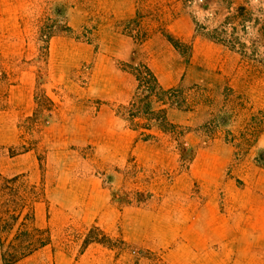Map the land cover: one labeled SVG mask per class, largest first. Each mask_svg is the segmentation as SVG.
I'll list each match as a JSON object with an SVG mask.
<instances>
[{"label":"rangeland","instance_id":"1","mask_svg":"<svg viewBox=\"0 0 264 264\" xmlns=\"http://www.w3.org/2000/svg\"><path fill=\"white\" fill-rule=\"evenodd\" d=\"M110 63L135 76L154 64L169 80L181 64L183 77L177 96L150 97L148 114L145 87L135 107L114 104L132 129L171 142L180 159L176 169L133 159L124 175L97 173L118 208L108 231L62 206L71 197L58 183L82 178L83 159L93 158L79 126L111 103L100 98L109 79L119 81ZM168 109L194 120L172 123ZM201 153L213 154L215 167L229 158L208 197L198 183L186 191ZM18 176L20 193L44 189L35 224L50 244L30 264H255L224 249L238 242L240 204L264 200V0H0V186ZM1 197L15 209L13 191ZM93 227L105 245L85 244ZM18 228L4 232L7 250Z\"/></svg>","mask_w":264,"mask_h":264},{"label":"crops","instance_id":"2","mask_svg":"<svg viewBox=\"0 0 264 264\" xmlns=\"http://www.w3.org/2000/svg\"><path fill=\"white\" fill-rule=\"evenodd\" d=\"M109 67L114 74L116 73L119 81H114V78L109 79V89L103 91L100 98L111 103L101 105L94 113L86 112L84 124L79 126L81 141L79 145L82 149L93 147V158H82L88 165L83 171L82 178L70 174L68 178L58 183L64 184V190H67V194L71 197L70 203L62 206L80 209L77 213H82L84 216L81 222L90 226L97 224L108 231L112 230L118 221V208L112 203L108 189L104 187L101 179L96 178V174L101 175V172L106 171L124 175L133 159L146 167L176 169L180 159V155L169 147L172 146L171 142H166L163 138L140 140L139 132L128 125L126 118L118 112L115 107L117 105L114 104L131 102L138 91L139 81L134 74L116 69L113 63H110ZM150 68L164 89L175 88L182 81L181 64L179 68H175V77L172 80L166 78L167 70L160 71L154 64H150ZM167 117L172 123L190 124L194 120V113L168 109ZM213 159L214 155L208 153H201L196 157L190 169L191 177L187 180L186 191L190 190L193 183H198L202 187V193L207 197L211 196L210 190L224 179L229 164L228 157L219 156V166L215 167L212 163ZM257 200L255 205L250 199L240 204L239 209L242 210L243 216L238 223L237 231L232 234V241L237 239L238 242L233 243L230 249L224 250L232 254L254 256L255 264H264V200ZM207 204L214 206L215 202L210 200ZM63 223L69 224V221ZM209 224L213 227L212 219ZM207 238L209 241V237ZM208 243L203 248L204 251L209 249ZM47 247L39 249L16 264H30L29 260L42 256ZM202 253L199 252L198 255ZM0 264H4L1 244Z\"/></svg>","mask_w":264,"mask_h":264},{"label":"trees","instance_id":"3","mask_svg":"<svg viewBox=\"0 0 264 264\" xmlns=\"http://www.w3.org/2000/svg\"><path fill=\"white\" fill-rule=\"evenodd\" d=\"M170 41L173 42V39L170 37ZM145 71H140L135 73L137 79L139 81V87L137 94L134 99L130 102L132 107H135L137 104V100L139 98V93L143 87L146 88V91L149 92V95L145 96L141 102H145L144 113L148 114L151 110L150 107V97L155 96L158 100H164L169 96H177L178 93L181 92V89H164L160 86L159 81L154 74V72L148 67H144ZM164 115L159 116L157 119H162L165 122V111H163ZM134 130L138 131L136 128ZM140 140H150L149 138H143L139 133ZM21 177H14L11 179H4L0 186V193L6 194L8 190L13 191V195L16 196L18 200L15 204V209L10 210L9 200L2 199L1 204L6 208L4 212L0 210V244L2 248V257L4 264H16L19 261L27 258L28 256L34 254L39 249L50 244L49 240L42 239L40 234H42L43 230L36 226L35 224V205L40 202V194L44 195V189L38 185H28L31 191H26V193H20V188L18 185L20 184ZM1 183V182H0ZM9 208V209H8ZM19 227L18 230L22 231L17 235L14 240L18 242H12L10 244V249H6L4 232L13 231L16 227ZM95 231L102 232L103 236L106 238L107 235L100 230L98 227H93L85 241L86 245L91 243H100L106 244L103 239H99L93 236ZM25 238H24V237ZM32 237V238H31ZM108 238V237H107Z\"/></svg>","mask_w":264,"mask_h":264}]
</instances>
